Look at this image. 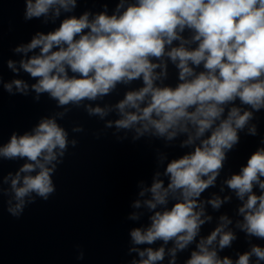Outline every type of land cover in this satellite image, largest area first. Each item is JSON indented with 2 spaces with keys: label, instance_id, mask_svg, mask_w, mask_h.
<instances>
[{
  "label": "clouds",
  "instance_id": "obj_1",
  "mask_svg": "<svg viewBox=\"0 0 264 264\" xmlns=\"http://www.w3.org/2000/svg\"><path fill=\"white\" fill-rule=\"evenodd\" d=\"M24 2L25 21L59 24L14 47L21 58L6 62L16 76L23 72L35 82L0 76V86L9 95L34 94L36 103L46 95L59 110L23 134L13 131L0 145V159L24 161L0 177L6 211L18 219L37 199L48 201L56 192L58 165L69 146L78 144L59 121L73 108L83 109L104 122L93 133L97 139L113 129L118 142L147 138L168 148L179 141V148L188 149L172 159L154 149L151 183L137 182L127 216L148 219L129 230L128 264H162L165 258L177 264L190 248L183 264H264V246L253 243L264 241V137L239 171L220 182L219 192L203 198L217 186L241 133L259 135L254 121L264 110V0H118L111 11L104 3L100 11L79 15L72 14L78 0ZM169 64L177 70L174 86L165 83ZM135 81L141 86L130 87ZM120 86L127 89L121 99L98 103ZM84 131L81 124L71 128ZM226 188L228 194L221 195ZM233 197L239 202L235 216L220 214L202 235L214 220L208 208L219 212ZM238 233L248 249L235 258L222 256ZM76 247V259L83 260L84 251Z\"/></svg>",
  "mask_w": 264,
  "mask_h": 264
}]
</instances>
